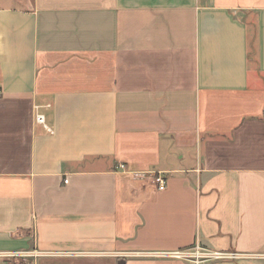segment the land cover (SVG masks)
Here are the masks:
<instances>
[{"label":"crops","instance_id":"1","mask_svg":"<svg viewBox=\"0 0 264 264\" xmlns=\"http://www.w3.org/2000/svg\"><path fill=\"white\" fill-rule=\"evenodd\" d=\"M5 251L264 264V0H0Z\"/></svg>","mask_w":264,"mask_h":264},{"label":"built area","instance_id":"2","mask_svg":"<svg viewBox=\"0 0 264 264\" xmlns=\"http://www.w3.org/2000/svg\"><path fill=\"white\" fill-rule=\"evenodd\" d=\"M36 121L39 123H42L44 126V117L41 114H38L36 116ZM119 168L124 169L125 165L121 164L119 165ZM145 175H150L152 176V180L154 184L157 186L158 190H164L166 188V177L162 173H146ZM140 176H143L140 175ZM28 253H15V252H0V257L4 258H26L27 256L29 257H35L38 256L37 251H32L30 254ZM142 254V253H141ZM156 256H161V257H167V258H174V259H182V260H187V261H193V262H199L202 260H208V259H226V258H231L232 254L231 253H226V252H221V251H210L208 249L196 246L193 248H187V249H176L172 251H162V252H157L154 253ZM15 264H29L28 262L20 261Z\"/></svg>","mask_w":264,"mask_h":264}]
</instances>
